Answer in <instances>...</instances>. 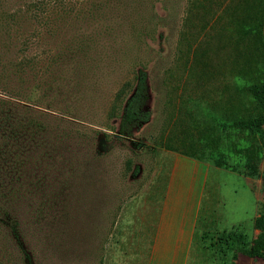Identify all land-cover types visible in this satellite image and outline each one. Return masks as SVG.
I'll list each match as a JSON object with an SVG mask.
<instances>
[{
	"label": "rangeland",
	"instance_id": "obj_1",
	"mask_svg": "<svg viewBox=\"0 0 264 264\" xmlns=\"http://www.w3.org/2000/svg\"><path fill=\"white\" fill-rule=\"evenodd\" d=\"M12 4L0 0V209L7 213L0 211V264H104L114 222L149 178L154 151L199 155L203 140H218L208 113L221 115L234 95L240 65L233 63L245 56L238 24L264 20V0H87L82 19L60 23L53 35L45 28L40 46L29 51L22 37L38 29L10 24ZM259 35L264 39L262 29ZM254 60L264 70V54L255 52ZM140 69L150 118L121 138L120 109ZM179 137L202 142L182 146ZM210 147L226 150L223 140ZM19 163L22 187L15 180ZM254 171L233 172L252 203L250 192L240 197L242 180L229 173L221 179L199 223L191 264H264L214 245L223 231L249 243L256 238L264 140Z\"/></svg>",
	"mask_w": 264,
	"mask_h": 264
},
{
	"label": "trees",
	"instance_id": "obj_2",
	"mask_svg": "<svg viewBox=\"0 0 264 264\" xmlns=\"http://www.w3.org/2000/svg\"><path fill=\"white\" fill-rule=\"evenodd\" d=\"M16 7L12 12L6 15V19L10 24L18 27V23H34L35 27L40 31H34L22 37V46L29 51L32 47L40 46L43 32L53 35L60 23L78 21L83 17V6L87 0H10ZM251 19V16H248ZM27 21V22H26ZM65 21V22H64ZM248 26L244 19L238 24V32L240 41H244L243 51L245 56H239L234 60L233 66L237 64L233 80L235 83L234 95L227 97V106L223 108L221 115H212L208 113L211 119L213 129L218 132V140H203L199 150V155L189 153L187 149L178 151L188 157L199 161H211L215 167L235 171L238 167L244 170L248 175L254 174V168L262 154V142L264 140V70L259 68L261 60H254V53L264 54V39L259 35L261 29L264 31V20L258 21L256 26L253 22ZM46 28V30H45ZM258 36V38L256 37ZM238 49L236 43L235 46ZM259 49L261 52H259ZM42 54H45L44 52ZM39 57V54H38ZM37 57V59H38ZM242 59V61H241ZM240 60L241 62H239ZM23 66L22 64H19ZM148 86L147 74L144 70H138L135 76V84L132 94L124 101L118 117L116 135L121 138H131L133 132L149 121L150 113L146 110L148 102ZM232 103L235 105L231 104ZM225 109V110H224ZM178 142L183 146H196V142L186 140L179 137ZM219 140H223L226 146L225 151L212 150L211 146L217 144ZM199 146V145H197ZM204 152V153H203ZM221 155V161L216 155ZM231 155L232 161L226 163V157ZM208 159H205V157ZM15 180L17 186H23L24 168L20 163L16 166ZM19 195L16 189L10 194L11 201H15ZM1 212L6 213L3 209ZM9 218L10 214L8 215ZM13 224L15 221H12ZM5 227L8 231H14V227L10 223H6ZM253 228L258 231L256 238L251 242H247L245 237L236 231H223L214 245L218 249L225 246L228 250L237 249V251L250 259L264 258V200L260 204L259 212L253 220Z\"/></svg>",
	"mask_w": 264,
	"mask_h": 264
},
{
	"label": "crops",
	"instance_id": "obj_3",
	"mask_svg": "<svg viewBox=\"0 0 264 264\" xmlns=\"http://www.w3.org/2000/svg\"><path fill=\"white\" fill-rule=\"evenodd\" d=\"M227 173L242 180L240 197L250 192L252 203L238 174L174 150H155L149 178L114 222L104 264H191L199 223Z\"/></svg>",
	"mask_w": 264,
	"mask_h": 264
}]
</instances>
